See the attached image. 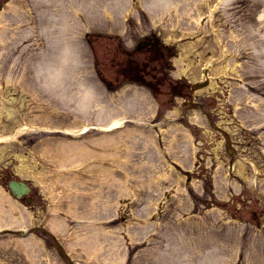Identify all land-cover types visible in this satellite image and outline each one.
Returning a JSON list of instances; mask_svg holds the SVG:
<instances>
[{"label": "rangeland", "instance_id": "1", "mask_svg": "<svg viewBox=\"0 0 264 264\" xmlns=\"http://www.w3.org/2000/svg\"><path fill=\"white\" fill-rule=\"evenodd\" d=\"M170 1L107 19L157 24L183 95L108 90L86 53L61 64L46 0H0V229L28 231L0 264H264V0ZM119 113L141 125L100 130Z\"/></svg>", "mask_w": 264, "mask_h": 264}, {"label": "flooded vegetation", "instance_id": "2", "mask_svg": "<svg viewBox=\"0 0 264 264\" xmlns=\"http://www.w3.org/2000/svg\"><path fill=\"white\" fill-rule=\"evenodd\" d=\"M138 48L141 50H151L156 48V43L151 39H145L144 41H142L141 43L138 44ZM115 55L113 56V59L116 56V52L114 53ZM112 55V53H111ZM121 61H123V59H119L115 62L112 63V65L115 67V69L113 70V74H120V73H132L135 76H143L145 74H148L149 72H152V75L155 76L156 73L158 72L161 75H164V69H163V64H155V65H149L148 63H141L139 64H135L133 66H126L123 63H120ZM120 72V73H119ZM146 83L150 84L149 81H146Z\"/></svg>", "mask_w": 264, "mask_h": 264}, {"label": "bare ground", "instance_id": "3", "mask_svg": "<svg viewBox=\"0 0 264 264\" xmlns=\"http://www.w3.org/2000/svg\"><path fill=\"white\" fill-rule=\"evenodd\" d=\"M161 2H162V6L164 7V5L166 4V1L167 0H160ZM177 1V0H176ZM176 1H173L172 3H174V5H176ZM12 7V9H15L16 7L14 6V5H12L11 6ZM164 10V8H162L161 9V11H163ZM64 55H61V58H62V61H61V64H65L66 63V61H64V59H63V56H64V58L65 59H68L69 57H71V56H73L74 54H73V50H70L69 51V48H64ZM63 54V53H62ZM79 57H80V55H77L76 57H75V60L76 59H79ZM76 64V62H74L73 63V65H75ZM81 74V73H80ZM50 85L54 88V86L50 83ZM51 86H49L50 88H52ZM89 87V86H88ZM88 87L86 86L85 88L87 89V93L89 94L90 92L88 91ZM90 90H91V87H90ZM126 89H124L123 91H125ZM137 93L136 94H138L139 95V98H140V102H145L144 100H143V98H142V92H138V91H136ZM136 94H133V95H131L132 97H137V95ZM141 95V96H140ZM117 96L119 97V96H121V94H117ZM49 98V97H48ZM80 104L79 105H83L84 104V101H83V99H78L77 100ZM118 111H121V110H118ZM115 113V112H114ZM114 113H112L111 115H114ZM110 117V116H109ZM109 117H107L106 118V120L105 121H107L108 120V118ZM120 118H115V119H113V120H111L110 122H109V126H107V128H111V127H114V126H117L118 124H120L122 121L121 120H119ZM174 128V127H173Z\"/></svg>", "mask_w": 264, "mask_h": 264}, {"label": "water", "instance_id": "4", "mask_svg": "<svg viewBox=\"0 0 264 264\" xmlns=\"http://www.w3.org/2000/svg\"><path fill=\"white\" fill-rule=\"evenodd\" d=\"M9 186L12 191L18 196H20L24 192L29 191V187L22 181L12 179L9 181Z\"/></svg>", "mask_w": 264, "mask_h": 264}]
</instances>
